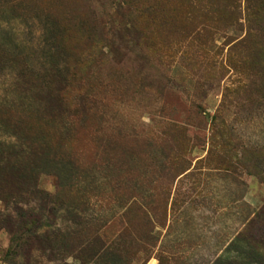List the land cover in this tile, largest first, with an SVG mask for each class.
Here are the masks:
<instances>
[{"label": "rangeland", "instance_id": "374dc122", "mask_svg": "<svg viewBox=\"0 0 264 264\" xmlns=\"http://www.w3.org/2000/svg\"><path fill=\"white\" fill-rule=\"evenodd\" d=\"M127 2L0 0V264H264V20Z\"/></svg>", "mask_w": 264, "mask_h": 264}, {"label": "trees", "instance_id": "16d2710c", "mask_svg": "<svg viewBox=\"0 0 264 264\" xmlns=\"http://www.w3.org/2000/svg\"><path fill=\"white\" fill-rule=\"evenodd\" d=\"M122 3L129 4L127 0H120ZM181 1L184 0H154L152 3H147L144 7L141 8L144 12H157L161 9V6L164 2H168L167 13H177V9L180 6ZM239 1L240 0H185V3L188 4L190 13H195L197 15L203 16L209 20L215 19L219 20V16L222 14H227L229 18H234L239 14ZM244 1V10L246 14L247 30L260 32V22L264 20V0H243ZM101 36V35H100ZM247 39V38H246ZM245 42V37L238 40L237 42L232 43V47ZM72 59V65L78 62V54L73 52L69 55ZM67 75H69V80L73 81V75L71 72L70 66H66ZM172 125V124H170ZM173 126V125H172Z\"/></svg>", "mask_w": 264, "mask_h": 264}]
</instances>
